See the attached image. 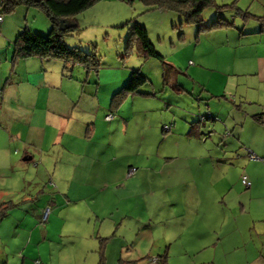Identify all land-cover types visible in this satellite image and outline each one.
<instances>
[{"label":"rangeland","instance_id":"obj_1","mask_svg":"<svg viewBox=\"0 0 264 264\" xmlns=\"http://www.w3.org/2000/svg\"><path fill=\"white\" fill-rule=\"evenodd\" d=\"M112 1L113 19L97 11L91 18H80L78 31L63 38L67 47L97 56L96 72L47 59L65 67L47 65L44 86L29 82L27 73L35 68L30 62L13 64L0 78V203L9 205L0 218V238L10 243L12 230L31 225L29 218L12 212H27L32 202L40 208L46 200L55 205L68 200L63 214L68 211L69 221L63 227L82 231L75 241H58L65 253L53 251L52 264H100V256L102 264H118L119 259L160 264L149 260L162 256L165 264H210L223 256L214 243L220 235L218 216L226 182L239 180L247 164L235 146L240 94L235 96L233 87L238 83L241 88L245 81V62L256 64L252 44L262 52L264 0H215L220 8H204L202 24L222 18L231 25L199 32L195 23H182L181 15L166 7L146 6L140 0ZM2 15L0 37L11 40L24 27L39 34L51 28L35 7L21 5ZM251 15L256 18H242ZM132 21L146 30L160 59L143 57L135 48L124 55ZM132 71L148 82L138 93L121 96L120 88ZM110 111L112 119L103 123ZM59 118L67 121L62 134ZM41 132L60 147L82 149L78 157L65 153L66 166L77 163L79 170L92 161L95 168L94 160L104 164L100 189L87 195L91 188L74 181L52 186L51 162L44 169L22 160L26 151L36 157L29 144L46 145L43 137L37 139ZM54 174L70 180L72 167ZM123 216L144 228L130 247L115 241L107 256L99 242L111 235ZM92 242L96 244L89 250ZM58 246L53 244L56 251Z\"/></svg>","mask_w":264,"mask_h":264},{"label":"crops","instance_id":"obj_2","mask_svg":"<svg viewBox=\"0 0 264 264\" xmlns=\"http://www.w3.org/2000/svg\"><path fill=\"white\" fill-rule=\"evenodd\" d=\"M114 7L112 0H98L87 9L75 14L72 18V23L78 27L80 18H91L97 11L113 19L114 13H112L113 16L109 15V13L113 11ZM250 17L256 18L254 15L242 18L247 19ZM263 25L264 20H261L259 31ZM222 28L216 29L221 31ZM226 36L227 34H225V38ZM3 38L5 39L3 42L4 46L2 47L3 50L2 52L0 51V78H2L5 72L7 74L9 68L12 69L13 64L16 65L18 63L20 65V63L30 62L35 68L33 71L27 73L29 82L33 86H44V73L47 65L50 63H53L57 67H63L62 65H64L59 64V62H49L47 60L53 58L38 57H27L17 60L18 62L11 63V43L14 38L11 40L8 37H0L1 41ZM261 46L262 52L258 53L257 48L252 44L251 52L252 57L256 59V64L253 67L246 65L247 63L245 62V81L243 80L244 82L241 88L237 86L238 83L233 87V90L236 92L235 96L240 94V105L237 108V115L235 116L237 119L235 122V146L240 153V157H244L247 164L241 169L242 173L239 180L235 178L233 181L226 182V193L221 197L220 201L223 212H219L218 216L220 235L217 242L214 243L215 246L217 244L219 245L223 256L221 255L220 260L217 261L212 259L210 264H264V43ZM110 91H113V88ZM1 92L0 90V96ZM8 101H11L10 93L8 94ZM111 119L112 117L106 119L104 115L101 121L104 123ZM10 120H12V117ZM58 120L61 133L65 129L67 121L61 118ZM42 134V132L37 134V139L43 137L42 139L46 145H43L41 142L29 144L28 146L34 151L36 157H33L30 151H26L22 160H24V157H29V159H25L24 161L32 160L33 165L35 164L34 166L39 164L44 169H47L49 162H51L53 174L49 175L50 180L48 183L51 182L54 186L58 181H64L68 185L71 184L69 181H74L78 183V186L91 188L87 195L92 194L94 192L92 189L95 190L96 187L100 189L99 183L102 186V182H105L103 180L101 181V178L103 177L105 179L106 177L104 164L94 160L95 168H93L92 161L91 165H83L79 170L77 163L66 166L67 159L65 158V153H71L78 157L82 149L70 148V146L64 145L60 147L58 141H55L56 144L49 142ZM18 151L19 149L17 148L16 153ZM248 152L257 156V158H250ZM67 167H72V174L67 177L70 180L64 179L63 175L54 174V172L67 170ZM242 177L249 182L247 187L241 183ZM58 195L64 200L61 194ZM73 198L74 202H76L77 195ZM68 204V200H65V204L59 205H55L51 201L47 202L46 200L42 206H48L50 211L45 222L42 224L40 223L41 210L39 209H29L27 212L21 214L19 212H12L18 218H29L28 220L31 225L28 229L12 230L9 233L12 237L10 243L2 242L0 238L1 264H31L32 259L35 258H38L42 264H52L51 257L53 256V251L55 255L60 254L62 256V253L65 252H61L62 246L58 241L62 240V238L67 240L72 238L75 241L77 234L82 231L75 229L70 232L63 227L65 220L69 221L68 211L63 214V208L67 207ZM117 226L112 230L111 235L105 237L106 243L103 248L107 256L114 249L115 241L119 245L130 247L134 243L135 237L139 234L140 229L144 228H137L126 216L122 217V220ZM143 234H141V237H144ZM53 244L59 245L58 252L53 248ZM95 244L92 242L89 250L93 249ZM27 249L30 252H26ZM9 258H12L13 261L11 259L9 260ZM73 260L80 262L77 257H74ZM57 261L60 262L59 260ZM58 262L56 264H59Z\"/></svg>","mask_w":264,"mask_h":264},{"label":"trees","instance_id":"obj_3","mask_svg":"<svg viewBox=\"0 0 264 264\" xmlns=\"http://www.w3.org/2000/svg\"><path fill=\"white\" fill-rule=\"evenodd\" d=\"M96 1L98 0H0V23L3 22L2 13L10 14L15 10L16 7L23 5L27 7L37 8L39 12H41L42 15L48 20L51 26L49 32L46 34L32 32L26 27L20 30L15 35L11 43L12 52L10 62L14 63L19 59L27 57L53 58L60 59L64 63H69L70 65L78 64L84 69H91L96 72L99 68V63L97 56L93 52L85 53L77 47H67L63 42L64 37L74 35L78 31L77 25H71V22H73V16L83 11L84 9H87ZM140 1L143 2V4L146 6L157 5L158 9L166 7L179 13L182 17V23H195L198 32L200 30H207L216 27L220 28L231 25L230 22H226L222 18L214 19L207 25L202 24L201 13L204 8L210 6L220 8V6L215 3V0ZM129 28L130 32L124 46L125 56H127L129 52H131L135 48V50H137V52L143 57H156L159 59L161 58L155 52L152 44L148 41L146 30L142 26L138 25L135 21H132ZM131 73L133 75L129 77L128 83L120 88L121 96L125 93H138V87L144 82H148L147 78L140 75L137 71H132ZM116 93L117 92H115L114 95ZM108 114H111L112 117L111 111L105 114V117ZM49 184L53 186L51 182H49ZM32 205L33 207H31V209L41 210L40 223H44L50 211L49 207L41 206V208H37L35 202H32ZM8 208L9 205L0 203V218H2L6 214ZM46 209L47 213L44 216L43 214L45 213ZM105 240L106 238H102L99 242L100 246H102V249L104 247L103 241ZM101 257L102 256H100L98 260V263L100 264H102ZM149 261L150 263H155L157 261L160 264L166 263L165 256H162L159 259L153 258V260L150 259ZM35 262L42 264V262L38 258L32 259L31 264H35ZM118 264H139V261L119 259Z\"/></svg>","mask_w":264,"mask_h":264},{"label":"built area","instance_id":"obj_4","mask_svg":"<svg viewBox=\"0 0 264 264\" xmlns=\"http://www.w3.org/2000/svg\"><path fill=\"white\" fill-rule=\"evenodd\" d=\"M105 118H106V119H110V118H111V114L106 115ZM248 153H249L250 158H252V159H256V158H257V156H254V155L251 154L250 152H248ZM242 183H243L245 186H248V185H249V182H247V181L244 179V177L242 178ZM46 213H47V209L45 210V213H44L43 215L45 216ZM35 264H39V263H38V262H35Z\"/></svg>","mask_w":264,"mask_h":264},{"label":"water","instance_id":"obj_5","mask_svg":"<svg viewBox=\"0 0 264 264\" xmlns=\"http://www.w3.org/2000/svg\"><path fill=\"white\" fill-rule=\"evenodd\" d=\"M71 25H75V24L71 22ZM23 159H24V160H25V159H29V157H27V158H26V157H24Z\"/></svg>","mask_w":264,"mask_h":264}]
</instances>
